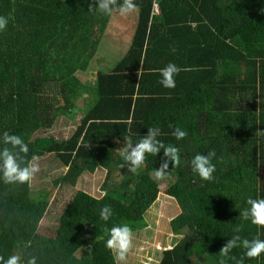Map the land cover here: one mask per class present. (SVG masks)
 <instances>
[{
    "label": "trees",
    "instance_id": "obj_1",
    "mask_svg": "<svg viewBox=\"0 0 264 264\" xmlns=\"http://www.w3.org/2000/svg\"><path fill=\"white\" fill-rule=\"evenodd\" d=\"M136 3L130 48L112 67H99L95 83L87 84L76 73L90 69L112 16L90 12L92 0H0V16L12 17L0 32V136L22 137L29 146L24 159L40 157L36 176L48 175L45 158L60 161L67 170L55 179L54 190L76 186L85 172H105L103 195L78 191L53 236L40 234V223L59 201L54 190L37 191L32 180L5 184L0 175L5 260L18 254L22 264L30 256L37 264H114L105 229L127 224L135 233L148 227L145 215L168 178L164 192L180 208L168 224L177 238L158 250L157 264H202L201 255L219 264L221 248L234 235L264 239V230L239 216L249 198H264V137L255 136L264 130V0ZM169 63L188 69L175 76L174 89L159 83V70ZM84 93L89 95L82 99ZM82 100L88 107L73 133L52 135ZM150 127H159L158 139L177 147L181 157L161 179L155 169L163 150L147 155L135 174L121 168L125 138L135 144ZM175 127L187 137L177 141ZM211 150L214 179L203 181L191 161ZM104 206L113 212L107 222L100 218ZM244 253L233 249L229 257L235 259L225 258L226 264L242 256L244 264H264V254L249 259Z\"/></svg>",
    "mask_w": 264,
    "mask_h": 264
},
{
    "label": "clouds",
    "instance_id": "obj_2",
    "mask_svg": "<svg viewBox=\"0 0 264 264\" xmlns=\"http://www.w3.org/2000/svg\"><path fill=\"white\" fill-rule=\"evenodd\" d=\"M139 10L136 0H92L89 11H97L106 16H112L118 13L121 16H127ZM11 16H0V32L7 29V25ZM174 51V50H173ZM181 69L174 63H169L159 70L161 79L159 83L166 89H174L176 87L175 76ZM172 127V125H169ZM161 135L159 127L148 128L147 135L143 136L137 143L133 144L129 138H125L126 143L119 151L125 161L121 164V168L127 167L128 172L135 174L144 163L147 155H158L163 150L164 160L158 169H155V176L158 179L164 178L169 174V164L178 167L181 163L179 149L172 144L165 145L158 137ZM172 135L177 141L187 137L186 130L175 127ZM255 136L264 137V130H257ZM0 143L4 145L0 148V175L5 184H25L29 183L34 176L40 171L39 159L37 155H33L30 161H26L24 157L29 152V146L24 142L21 136L4 132L0 136ZM23 154V155H21ZM216 156L215 150H211L207 155L197 154L191 161V167L194 173L203 181H212L214 179L215 165L212 159ZM249 207L245 208L240 215L244 220L257 226L258 229L264 230V198L247 200ZM113 212L110 206H104L100 211L101 220L107 222L112 217ZM109 234L106 241V248L111 252L114 264H127V258L133 249V229L127 224L114 225L111 229H105ZM242 231V225L234 228L235 233ZM242 247L245 250L244 255L249 259H258L264 254V239H260L259 235L252 239H242L240 235H234L221 248L219 255L221 259L219 264H226L225 258L229 257V253L237 248ZM2 264H22V257L13 254L7 260L0 256ZM24 264H37V258L30 256ZM237 264H244L242 256Z\"/></svg>",
    "mask_w": 264,
    "mask_h": 264
},
{
    "label": "rangeland",
    "instance_id": "obj_3",
    "mask_svg": "<svg viewBox=\"0 0 264 264\" xmlns=\"http://www.w3.org/2000/svg\"><path fill=\"white\" fill-rule=\"evenodd\" d=\"M138 13H132L127 16H121L114 13L110 20V25L103 34L96 56L91 62L90 69L87 72H77L80 80L87 84L95 83L99 67L105 69L113 66L119 61L130 48L132 38L137 24ZM120 29V30H119ZM95 77V78H94ZM83 105L84 100L78 102ZM79 112V111H77ZM65 118V117H63ZM78 120V119H77ZM77 121L74 119L65 120L61 119L58 129H53L51 134L56 137L66 138L69 137L75 128ZM57 133V134H56ZM60 161H55L53 156L45 158L43 165L44 169L47 168L48 175L39 174L35 175L32 179V188L38 189L37 191H46L53 189L55 179L63 174L62 166L59 165ZM82 164V162H80ZM42 165V166H43ZM54 166H58L55 171L50 172ZM43 169V170H44ZM37 177V178H35ZM105 180V172L102 168H98L94 173L85 172L78 180L76 186H56L54 195L58 197L59 201L55 206H52L48 214L40 223V234L53 236L56 229L59 227V217L64 209V206L69 202L78 191L89 192L94 196H102L104 193L103 182ZM171 179H165L161 185L162 192L156 202L151 206L150 210L146 213L148 227L141 229L134 233L133 249L127 258V264H157L158 259L161 257L163 245L168 243L173 244L177 236L173 234L168 227L169 220L175 216L180 208L176 200L168 195L165 189L171 183ZM53 200V199H51ZM197 253V252H193ZM194 255V254H193ZM197 260V256L193 257ZM80 261V259H75ZM202 264H212L205 259V255H201ZM213 262V261H212ZM77 264H88L85 262H78Z\"/></svg>",
    "mask_w": 264,
    "mask_h": 264
},
{
    "label": "crops",
    "instance_id": "obj_4",
    "mask_svg": "<svg viewBox=\"0 0 264 264\" xmlns=\"http://www.w3.org/2000/svg\"><path fill=\"white\" fill-rule=\"evenodd\" d=\"M108 67H111V66H108ZM97 72V71H96ZM95 78V77H94ZM82 81V80H81ZM83 82V81H82ZM91 82H93V81H91ZM83 83H85V82H83ZM87 95H89V94H87V93H84L83 95H82V99L84 98V96H87ZM88 106L87 105H81V106H78V105H76V107L74 108V114H73V116L72 117H70L71 119H74V120H76L77 121V124L79 123V117H80V115L85 111V109L87 108ZM77 111H79V112H77ZM69 119V118H68ZM78 119V120H77ZM98 169V168H97ZM88 172H90V171H88ZM92 173V172H91ZM94 173V172H93ZM87 193V192H86Z\"/></svg>",
    "mask_w": 264,
    "mask_h": 264
}]
</instances>
